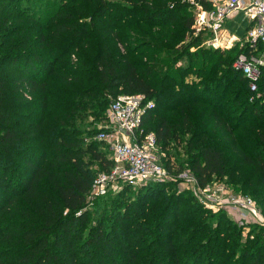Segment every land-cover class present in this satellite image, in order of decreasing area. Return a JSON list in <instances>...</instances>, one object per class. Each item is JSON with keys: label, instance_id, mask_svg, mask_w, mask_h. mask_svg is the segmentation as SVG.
I'll return each mask as SVG.
<instances>
[{"label": "trees", "instance_id": "1", "mask_svg": "<svg viewBox=\"0 0 264 264\" xmlns=\"http://www.w3.org/2000/svg\"><path fill=\"white\" fill-rule=\"evenodd\" d=\"M192 22L183 0H0V264H264L261 232L242 239L226 211L166 181L87 199L113 165L94 138L108 103L142 94L159 150L185 142L199 186L224 179L264 217V103L232 68L240 46L202 45ZM190 74L201 87L183 99ZM187 103L205 107L202 129ZM177 107L175 124L155 115Z\"/></svg>", "mask_w": 264, "mask_h": 264}, {"label": "built area", "instance_id": "2", "mask_svg": "<svg viewBox=\"0 0 264 264\" xmlns=\"http://www.w3.org/2000/svg\"><path fill=\"white\" fill-rule=\"evenodd\" d=\"M193 9L192 32L203 36L202 45L228 50L234 44L242 49L232 62V68L247 80L249 100L264 103V90L259 87L264 66V0H183ZM249 20L245 33L236 35L224 28L226 18L242 13ZM142 94H119L112 98L106 111V121L94 136L108 147L113 165L107 172H99L92 180L88 202L108 192H117L122 185L138 188L149 182L172 179L159 160L160 152L153 132L141 126L143 115L151 107ZM177 180L194 183L201 204L213 212L224 210L239 226L250 223L262 229L264 217L255 201L248 195L229 190L225 195L200 187L195 177L180 172ZM175 178V177H174ZM206 187V186H205ZM209 193H202V191ZM254 214V215H253ZM256 218H255V217Z\"/></svg>", "mask_w": 264, "mask_h": 264}, {"label": "rangeland", "instance_id": "3", "mask_svg": "<svg viewBox=\"0 0 264 264\" xmlns=\"http://www.w3.org/2000/svg\"><path fill=\"white\" fill-rule=\"evenodd\" d=\"M248 23H249V20L245 17V15L242 12L236 16H233L232 18H226V20L224 22V28L227 30L228 33H233L236 35H242V33H244V28H245V26L248 25ZM188 42H189V39H188V33H187L186 36L184 37L183 42L178 43V45L176 47L179 49V45L181 43L185 44ZM190 48H191L190 51H194L198 48V46L194 45L193 47H190ZM71 59H72V57H71ZM183 61H185V60H183ZM181 63L182 62L180 61V64ZM4 69L6 72L9 71V68H4ZM180 75L181 74L177 73L178 77H180ZM54 79L55 78H52L51 83H50V92L52 94H54L58 89V85L56 82H54V81H56ZM184 81H185V83H184L182 90H181V92L183 93V96H184L183 99L187 98L185 96H189V95H191L192 92H194L195 89L192 88V84H197V79L193 74H190V75L185 77ZM218 82L223 84V86L226 85V82H223V79H220V81H218ZM6 84L8 85V88L11 90L13 87L12 83H11V79H7ZM197 86L201 87V84H197ZM196 91L198 92V90H196ZM50 98H51V95H50ZM184 101H187V100H184ZM108 105H109V103H108ZM108 105H107V108H108ZM187 105H188V103H187ZM188 106H189V109L188 110L185 109V110L187 112H189V115L193 118L192 123H196L197 129H202L205 126L204 123H206L205 122L206 116H203L200 112L205 107L203 105H200V104L188 105ZM107 108H106V111H107ZM185 108H187V107H185ZM179 109L180 108L177 107V108L169 110V112H164V114L159 112L155 115L158 117L164 116L170 123L175 124V119L177 117H179L180 115H182L180 113ZM88 120L91 121V118H89ZM151 125H152V123H151ZM97 128L99 130L101 129L100 126H98ZM178 135H181L180 138L182 139V141H187V139L189 138V134H186L185 132H183L182 129H178ZM103 146H105V144H103ZM184 147H185V142L178 143L177 141H175V142L171 141L166 150H162L163 152L160 151L158 153V155L160 156L159 160L162 163H164L163 159H165L169 162L170 165H168L166 167V169L169 172V175H171L172 177L173 176L175 177V178L173 177L172 179L166 180V182L169 183L168 185H166V187L168 188L169 191H172L174 188V190H176L178 192H182V191L190 192L191 194H193L196 197V200L199 202L198 191L196 190L197 186L192 182L183 183L182 181L177 180V178H178L177 175L180 174V172L183 173V171L186 172L187 174H189L190 176L195 177L193 175V173H191V171L188 170L187 163L184 162L187 159ZM180 163L182 164V166L179 165ZM91 166H93V165H91ZM195 179H196V177H195ZM175 181H176V183H175ZM160 182L164 183L163 181H160ZM153 183H157V182H153ZM225 187L228 188L229 190H233L231 188V186H229L225 182L224 179H214L209 184H207L206 187L204 186V189H208L210 192H212V190H217L216 193H218L220 195H221V193H223V195H225L228 191ZM131 189L134 191L140 190L139 188H131ZM208 190L206 192L202 191V193H205V196H206V194L209 193ZM89 207L91 208L92 206H89ZM211 212H213V211H211ZM215 212H217V211H215ZM259 228L260 227L258 225L250 223L249 226L244 227L243 231L241 232L242 237H243L242 239H245V237L250 233L251 234L252 233L255 234L258 232L262 233V231H261L262 229H259Z\"/></svg>", "mask_w": 264, "mask_h": 264}, {"label": "crops", "instance_id": "4", "mask_svg": "<svg viewBox=\"0 0 264 264\" xmlns=\"http://www.w3.org/2000/svg\"><path fill=\"white\" fill-rule=\"evenodd\" d=\"M238 14H236V15H238ZM236 15H234V16H236ZM230 18H232V17H230ZM246 28H247V26H245V28H244V33H245ZM244 33H242V34H244Z\"/></svg>", "mask_w": 264, "mask_h": 264}]
</instances>
